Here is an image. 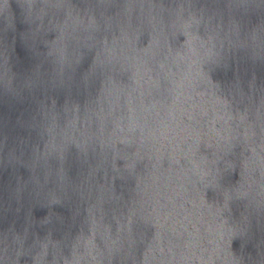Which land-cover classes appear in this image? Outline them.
<instances>
[{"label":"water","instance_id":"95a60500","mask_svg":"<svg viewBox=\"0 0 264 264\" xmlns=\"http://www.w3.org/2000/svg\"><path fill=\"white\" fill-rule=\"evenodd\" d=\"M0 264H264V0H0Z\"/></svg>","mask_w":264,"mask_h":264}]
</instances>
